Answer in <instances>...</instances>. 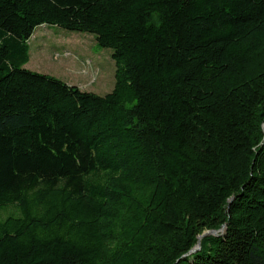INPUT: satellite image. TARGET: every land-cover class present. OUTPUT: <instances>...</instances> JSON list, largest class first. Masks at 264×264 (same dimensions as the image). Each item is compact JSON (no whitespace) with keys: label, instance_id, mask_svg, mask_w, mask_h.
Segmentation results:
<instances>
[{"label":"trees","instance_id":"16d2710c","mask_svg":"<svg viewBox=\"0 0 264 264\" xmlns=\"http://www.w3.org/2000/svg\"><path fill=\"white\" fill-rule=\"evenodd\" d=\"M41 26L113 92L25 69ZM0 264H264V0H0Z\"/></svg>","mask_w":264,"mask_h":264},{"label":"rangeland","instance_id":"374dc122","mask_svg":"<svg viewBox=\"0 0 264 264\" xmlns=\"http://www.w3.org/2000/svg\"><path fill=\"white\" fill-rule=\"evenodd\" d=\"M25 69L54 77L82 92L106 96L116 85L113 52L99 47L94 37L54 26L38 27L29 41Z\"/></svg>","mask_w":264,"mask_h":264},{"label":"water","instance_id":"95a60500","mask_svg":"<svg viewBox=\"0 0 264 264\" xmlns=\"http://www.w3.org/2000/svg\"><path fill=\"white\" fill-rule=\"evenodd\" d=\"M209 234H213V235H216L217 233L215 232V233H209ZM207 235V234H206ZM199 248H200V246H199ZM195 252V251H194Z\"/></svg>","mask_w":264,"mask_h":264}]
</instances>
